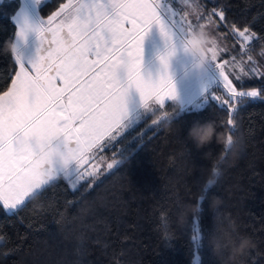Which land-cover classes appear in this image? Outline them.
<instances>
[{"label":"trees","instance_id":"obj_1","mask_svg":"<svg viewBox=\"0 0 264 264\" xmlns=\"http://www.w3.org/2000/svg\"><path fill=\"white\" fill-rule=\"evenodd\" d=\"M64 1L45 0L37 13L45 18ZM18 5V0L0 1V46L15 37L12 17ZM203 8L228 38L247 28L251 39L245 54L261 63L264 0H205ZM15 68L9 55L0 54V93L8 88ZM232 82L260 96L236 99L231 113L230 105L212 100L180 111L166 101L106 145V158L120 163L99 179L70 188L58 177L14 210L6 211L0 203V264H264V68ZM229 115L234 126L226 123ZM209 120L216 121L225 136L238 137L241 148L228 157L200 211L178 228V205L197 202L221 152L214 140L199 150L185 140L194 122ZM212 195L222 199L215 212L209 207ZM214 215L235 222L233 237H251L254 245L245 255L229 259L227 249L221 257L212 255L207 239L214 230ZM194 231L199 233L196 241L191 240Z\"/></svg>","mask_w":264,"mask_h":264},{"label":"snow or ice","instance_id":"obj_2","mask_svg":"<svg viewBox=\"0 0 264 264\" xmlns=\"http://www.w3.org/2000/svg\"><path fill=\"white\" fill-rule=\"evenodd\" d=\"M167 12L170 9L158 0H68L38 24H30L22 13L16 19L17 39L35 32L40 48L30 67L18 59L19 71L0 94V203L5 210L24 204L35 190L58 175H73L68 171L70 163L75 165L77 180L92 175L82 169L93 150L116 139L128 127L126 97L130 88L144 104L155 102L163 107L165 100L175 101L168 61L193 25H185L186 17L171 20L163 14ZM218 14L224 18L223 12ZM82 19L88 21L86 28L80 24ZM153 25L166 49L158 58L162 72L155 81L141 75L142 45ZM238 35L244 42L251 39L247 28ZM212 44L209 52L214 61L215 41ZM215 67L232 98L231 102L223 101L230 105L229 113L235 111L237 97L260 96L255 90L237 91L224 67L219 63ZM226 123L234 126L231 115ZM31 132L49 151L39 155L33 151L28 143ZM57 133L62 140L54 144L52 138ZM118 163L113 160L107 167L112 169ZM198 238L194 231L191 240Z\"/></svg>","mask_w":264,"mask_h":264},{"label":"rangeland","instance_id":"obj_3","mask_svg":"<svg viewBox=\"0 0 264 264\" xmlns=\"http://www.w3.org/2000/svg\"><path fill=\"white\" fill-rule=\"evenodd\" d=\"M204 1L205 0H186V2L185 0H158L165 9H170V12L163 14L170 16L171 20L180 21L182 17H186L185 25L191 23L193 28L204 25V28L211 34L212 41H215L216 59L214 61L210 59V62L205 65L203 72L199 75L190 69V60L183 54L179 45L176 47L175 54L169 58L167 71L176 91L175 101L170 102L174 103L176 109L179 111L182 109L200 108L207 100H212L219 104H224L223 101L225 100H232L227 89L224 87L223 79L219 77V69L215 67L217 63L224 67L225 76H227L228 80L231 82L233 78H248L250 75L262 73L264 68V54H260L262 58L260 64H257L255 58L252 57L249 52L245 54V49H249V46L246 45L247 42H244L243 38L238 35V31H235V34H237L234 37L235 39L228 38L218 32L217 24L211 12L203 8ZM142 47L141 75L145 79L155 81L162 72L158 56L166 51L165 42L155 25H153L145 35ZM211 47H213L212 43L210 45V48ZM209 57L211 58L210 52ZM245 57H251V60H247ZM232 85L235 87L233 82ZM211 86H213V88L209 89ZM206 89H209V92L203 93ZM236 90L244 92L253 91L243 88H236ZM216 97H219V100H217ZM239 98L240 97H237L236 99ZM166 101L169 100H165V102ZM139 103V94L134 88H130L126 97V107L129 113V120L125 122L128 125L127 128L134 125L143 116L141 110L138 108ZM150 104L153 109L159 106L155 102H151ZM127 128L123 129L121 133ZM110 142H102L100 147L93 150L91 158L82 169H87L93 174L82 180L90 178L91 181H95L110 172L117 165L114 164L112 169H108V163H112L113 160L120 161L118 158L114 157L106 158L104 148ZM61 150H63L62 145ZM74 168V163H70L68 171L73 175L66 177L60 174L54 180L60 176L66 180L70 188H74L82 181L76 179ZM27 199L28 198H26V200Z\"/></svg>","mask_w":264,"mask_h":264},{"label":"clouds","instance_id":"obj_4","mask_svg":"<svg viewBox=\"0 0 264 264\" xmlns=\"http://www.w3.org/2000/svg\"><path fill=\"white\" fill-rule=\"evenodd\" d=\"M80 24L82 27L86 28L88 26V21L82 19ZM211 43V34L204 27L197 26L186 34L184 41L180 46L183 54L190 60V69L195 71L198 75L203 72L205 65L210 62L209 48ZM0 54L9 55L11 60L15 63L18 62V59L21 60L15 39H6L3 42V45L0 46ZM138 108L141 110L143 116L146 114H152L154 111L150 103L144 104L140 102ZM168 124L170 126L171 121H168ZM61 140L62 136L59 133L55 134L52 138L53 143H58ZM185 140L191 141L197 150L212 143L214 140L221 146V152L216 154L213 167L203 181L201 195L197 198V202L195 204L182 203L178 205V211L175 214V224L178 228H184L187 226L189 216H195V214L200 211L201 201L206 197L208 190L216 186L223 174V165L227 162L228 157L237 155L241 148L239 138L231 136V139L229 140L228 136H225L224 133L218 131L217 123L214 120L205 121L203 123L194 122L189 127ZM28 143L37 155L49 151L48 145L41 140L35 132L29 134ZM210 155V151L205 152L203 158L207 159ZM39 191L40 189L35 190L31 196L35 198ZM208 199L209 207L213 212H215V210L222 204V199L219 196L212 195ZM213 222L214 230L209 234L207 239V244L210 247L213 256L221 257L227 249L229 252V259H235L237 256L245 255L248 250L253 247L254 242L251 237L247 235L233 237L232 233L237 231V226L234 221H219L214 215ZM222 264H226V262H222Z\"/></svg>","mask_w":264,"mask_h":264},{"label":"crops","instance_id":"obj_5","mask_svg":"<svg viewBox=\"0 0 264 264\" xmlns=\"http://www.w3.org/2000/svg\"><path fill=\"white\" fill-rule=\"evenodd\" d=\"M43 1H45V0H40V3H36L35 0H18V2H19L18 8L12 17V20H13L15 27H16V31L18 30L17 24H16V19L21 15V13L24 15V17L27 18V20L30 24H38L42 21V19H45V20L47 19L48 16L45 18H41L37 13V7ZM67 2H68V0H65L62 4H65ZM60 6L55 11H53L50 15H52L54 12L59 11ZM14 39L16 40L18 52L21 56V64L24 65L26 68L30 67V62H33L37 59V49L40 48V41L37 39L36 33L35 32H28L23 40L16 39V35H15ZM17 71H19V65L16 63V68H15V72L13 74L12 79L15 77V73ZM10 86H11V81H10L8 87H10ZM0 94H2V93H0ZM1 205H2V203H1ZM11 210H13V209H8L6 211H11Z\"/></svg>","mask_w":264,"mask_h":264}]
</instances>
